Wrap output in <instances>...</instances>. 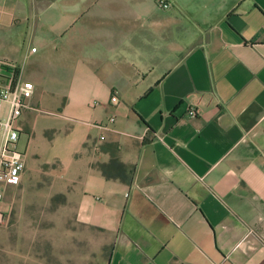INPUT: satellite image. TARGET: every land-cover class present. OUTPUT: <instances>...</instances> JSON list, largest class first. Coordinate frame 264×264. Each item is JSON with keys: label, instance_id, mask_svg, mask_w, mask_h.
<instances>
[{"label": "crops", "instance_id": "1", "mask_svg": "<svg viewBox=\"0 0 264 264\" xmlns=\"http://www.w3.org/2000/svg\"><path fill=\"white\" fill-rule=\"evenodd\" d=\"M158 1L0 0L21 182L49 165L108 264H264V0Z\"/></svg>", "mask_w": 264, "mask_h": 264}, {"label": "rangeland", "instance_id": "2", "mask_svg": "<svg viewBox=\"0 0 264 264\" xmlns=\"http://www.w3.org/2000/svg\"><path fill=\"white\" fill-rule=\"evenodd\" d=\"M11 189L16 200L0 223V264H108L116 233L81 218L49 165Z\"/></svg>", "mask_w": 264, "mask_h": 264}, {"label": "built area", "instance_id": "3", "mask_svg": "<svg viewBox=\"0 0 264 264\" xmlns=\"http://www.w3.org/2000/svg\"><path fill=\"white\" fill-rule=\"evenodd\" d=\"M162 6L168 3L160 0ZM32 81L16 80L10 83L0 82V110L9 105L8 114L0 118V185H18L22 180V173L25 170L26 162L23 152L18 149L20 132L17 128V121L24 109L30 107L29 99L34 93ZM113 103L120 102L116 93L111 96ZM190 116H197V110L192 108ZM116 121L115 115H110L100 127L111 130L112 124ZM3 191L0 188V200L3 199ZM6 219V213L0 209V223Z\"/></svg>", "mask_w": 264, "mask_h": 264}]
</instances>
